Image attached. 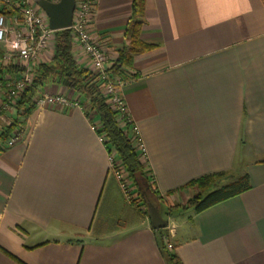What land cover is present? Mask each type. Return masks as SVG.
<instances>
[{
    "label": "crops",
    "instance_id": "1",
    "mask_svg": "<svg viewBox=\"0 0 264 264\" xmlns=\"http://www.w3.org/2000/svg\"><path fill=\"white\" fill-rule=\"evenodd\" d=\"M132 1L94 0L89 29L108 66ZM140 39L155 47L134 57L121 88L155 192L142 182L140 205L147 199L175 228L168 251L180 264H264V0H145ZM73 56L90 70L80 50ZM219 172L246 175L249 188L199 213L168 214L197 193L186 184ZM139 206L81 110L34 108L0 153V264H166Z\"/></svg>",
    "mask_w": 264,
    "mask_h": 264
},
{
    "label": "trees",
    "instance_id": "2",
    "mask_svg": "<svg viewBox=\"0 0 264 264\" xmlns=\"http://www.w3.org/2000/svg\"><path fill=\"white\" fill-rule=\"evenodd\" d=\"M144 4L145 0H133L131 3L130 17L124 29L125 44L117 51L116 58L107 69V75L112 80L121 83L128 81L132 77L129 74V69L133 65L134 57L150 52L155 47L142 42L140 39ZM72 41L69 29L53 32L51 61L41 63L32 69L31 84L18 96L11 112L0 110V153L15 131L17 134L20 133L22 123L34 110L33 100L38 89L48 84L60 85L81 98L82 103L86 104V115L90 112L94 114V121L98 125L96 134L104 137L106 151H114L115 162L120 164L133 187L138 189L139 199L142 198L141 188L143 189V185L139 187L141 185L138 180H141V183L145 182L148 192L154 195V189L146 177L144 166L135 150L128 126L122 128L119 125V114L106 104V99L100 91V83L96 76L90 70L77 64L73 56ZM20 72L21 70L15 67L3 68L0 66V89L5 83L4 77L6 75L16 79ZM9 114L11 119L8 124H2L1 118ZM184 187H193L197 193L188 199L184 205L169 207L168 214L174 211L185 212L188 210L199 213L215 204L238 196L249 188V184L246 175L235 177L230 173L219 172L193 180ZM158 199L160 200V198ZM131 203L137 205L135 202ZM142 206L144 207L143 214L148 215L144 203ZM155 232L157 233L158 248L166 264H180L177 256L171 254L167 249L169 239L166 229Z\"/></svg>",
    "mask_w": 264,
    "mask_h": 264
},
{
    "label": "built area",
    "instance_id": "3",
    "mask_svg": "<svg viewBox=\"0 0 264 264\" xmlns=\"http://www.w3.org/2000/svg\"><path fill=\"white\" fill-rule=\"evenodd\" d=\"M47 1L57 3L59 0ZM93 11L94 0H75L72 24L68 28L71 31L73 48L80 50L87 57L90 71L100 83V91L106 99V104L118 112L119 125L122 128L128 126L135 150L144 157V147L139 138V131L131 122L121 95L123 83L108 77L109 66L106 52L103 46L91 36L89 24ZM52 50L53 31L48 29L45 14L34 5L32 0H0V66L15 67L21 70L16 79L10 75L4 77L5 83L1 89L3 110L11 112L18 96L31 84L32 69L45 63ZM42 88L38 89L34 97V108L81 110L89 121L90 129L96 133L98 125L94 121V114L90 112L86 115V104H83L81 99L58 93L51 94ZM18 136L19 134L15 132L6 146L13 145ZM97 136L104 146V137ZM106 153L109 167L123 195L129 202H135L139 206L140 201L135 188L120 164L115 162L114 151H106ZM139 208L143 209L141 205ZM166 229L168 239L172 238L175 228L168 225ZM167 249H172L170 243Z\"/></svg>",
    "mask_w": 264,
    "mask_h": 264
},
{
    "label": "water",
    "instance_id": "4",
    "mask_svg": "<svg viewBox=\"0 0 264 264\" xmlns=\"http://www.w3.org/2000/svg\"><path fill=\"white\" fill-rule=\"evenodd\" d=\"M32 2L45 14L50 31H60L71 26L75 0H59L57 3L47 0H32ZM147 207L151 227L155 230L165 228L167 224L161 220L157 210L150 204Z\"/></svg>",
    "mask_w": 264,
    "mask_h": 264
},
{
    "label": "rangeland",
    "instance_id": "5",
    "mask_svg": "<svg viewBox=\"0 0 264 264\" xmlns=\"http://www.w3.org/2000/svg\"><path fill=\"white\" fill-rule=\"evenodd\" d=\"M139 182H140V185L141 186H139V187H142V183H141V180H138ZM141 193H143V189L141 188ZM144 195H145V193H143ZM146 196V195H145ZM145 198H147V197H145ZM121 200V202L124 204V201L122 200V199H120ZM146 203H148L149 204V201H147V199H145L144 200ZM160 208L162 209V210H165V205H162V204H160ZM188 216H189V212H187V213H183V214H180V213H178V214H175V216H174V222H176L177 224H180V222L183 220H180V218H184V219H186V218H188ZM171 222L169 221V224H170Z\"/></svg>",
    "mask_w": 264,
    "mask_h": 264
}]
</instances>
